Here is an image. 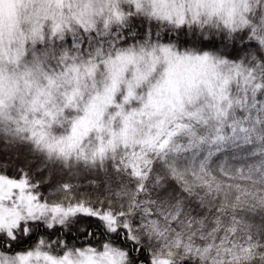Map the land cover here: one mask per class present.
<instances>
[{"label": "snow or ice", "instance_id": "1", "mask_svg": "<svg viewBox=\"0 0 264 264\" xmlns=\"http://www.w3.org/2000/svg\"><path fill=\"white\" fill-rule=\"evenodd\" d=\"M0 264H264V0H0Z\"/></svg>", "mask_w": 264, "mask_h": 264}]
</instances>
